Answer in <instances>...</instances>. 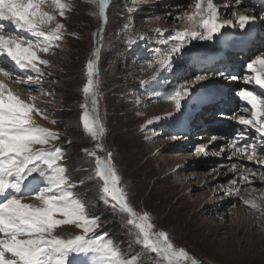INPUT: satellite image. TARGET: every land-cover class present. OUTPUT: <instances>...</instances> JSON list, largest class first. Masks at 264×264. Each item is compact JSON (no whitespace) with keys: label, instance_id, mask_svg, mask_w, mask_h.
Returning <instances> with one entry per match:
<instances>
[{"label":"snow or ice","instance_id":"obj_1","mask_svg":"<svg viewBox=\"0 0 264 264\" xmlns=\"http://www.w3.org/2000/svg\"><path fill=\"white\" fill-rule=\"evenodd\" d=\"M87 2L98 7L101 27L96 35L99 37L108 22L110 0ZM232 4V18H224L214 0H195L194 11L183 13L188 26L159 40L164 47H157L148 61L149 68H156L153 79L162 71L171 73L174 66L179 71V61L192 55L189 46L193 41L214 42L218 37L223 41L230 35L224 30L239 29L243 33L246 28H252L258 18L247 15L250 10H258L259 19L264 20V0L259 6L250 0H232ZM240 5L246 6L237 11ZM48 8L53 12L46 11ZM69 11L71 3L64 0H0V61L13 66L6 68L0 63V76L25 86L29 91L51 95L52 90L39 87L47 76L42 66L51 67V62L43 59L41 54L52 53L60 47L66 29L57 21L56 14L67 19ZM181 18L175 17L176 20ZM53 23L55 27H51ZM155 31L164 36L162 29ZM99 53L98 40L93 52L97 59H90L86 64V83L81 89L84 103L80 107L86 135L98 142L97 148L105 150L99 143L105 134L99 112ZM14 69L29 74L22 76ZM210 75L253 85L251 88L241 87L236 93L240 103L229 118L237 127L228 145L234 149L228 159L239 157L257 165L255 169L240 165L241 182L251 185L246 173L255 177L259 172L264 176V51L246 62L239 75L224 71L202 73L190 83L171 84L169 90L157 95V102L173 103L179 120L185 119L188 110L194 107H214L216 92L202 84ZM29 99L31 103L0 80V264H144L143 256L152 254L157 264H178L179 260L198 264L184 249H176L166 232L154 231L149 213L138 212L131 205L118 169L112 162V153L107 152V156L101 158L95 150L84 149L85 155L95 159V165L93 172L81 179L79 185L91 180L100 182L99 199L126 220L128 232L143 255H129L107 233L97 234L101 227L100 217L90 213V205L75 191L78 185L69 174L67 151L54 144L61 139L60 134L36 123L34 114L46 119L47 110L36 106V96ZM220 114L224 115L223 112ZM171 118V113L165 117ZM198 151L205 156L209 154L204 147ZM229 170L237 171V165L232 164ZM230 183L235 185L236 178ZM226 194L240 197L254 213L264 215V208L254 200L243 199L240 188L235 192L226 190ZM64 226H74L80 234L67 238L57 235V229Z\"/></svg>","mask_w":264,"mask_h":264},{"label":"rangeland","instance_id":"obj_2","mask_svg":"<svg viewBox=\"0 0 264 264\" xmlns=\"http://www.w3.org/2000/svg\"><path fill=\"white\" fill-rule=\"evenodd\" d=\"M143 1L149 3L152 0ZM64 2L71 3V11L66 13L67 19L56 15L57 21L65 25L66 34L59 42L60 47L54 49L52 53L41 54L43 59L51 62V67L43 68L42 66L47 76L39 87L52 90V94L45 95L37 91H29L25 86L15 83L8 86L14 93L18 88L24 90L28 96L27 102H32L29 99L30 96H36V106L47 110L46 119L35 114L34 119L38 125L60 134L61 139L54 141V144L67 151L66 163L69 174L72 176L73 182L78 185L75 191L90 205V213L98 216L97 213L101 206L110 210L108 213L112 215L113 219L104 222L100 218L101 227L97 234L110 233L111 227L106 226L115 222L121 229V233L125 234L124 236L112 235L113 240L129 255L141 254L140 246L134 243L133 235L128 232L126 220L99 199L100 182L91 180L79 185L81 179L88 177L93 172L95 165V159L85 155L84 149L95 150L101 158H105L107 152L112 153V162L118 169L122 186L128 193L131 205L138 212L149 213L155 225L154 231L166 232L174 247L178 250L184 249L190 259H194L198 264H264V233L258 235V229L254 226L250 227V230L247 227L239 226V223H243L242 219L240 221V214L238 216L237 213L240 211L239 209H242V215L247 217L252 209L246 206L240 197H236L233 200L235 202L232 201L233 203L230 202L221 207L222 202L230 198V195L226 194V190L235 192L237 188L241 189L243 199L264 204V198L260 197L264 191V176L257 173V177H251V173H246L249 174L251 185L247 186L246 190L238 187L241 181L239 165L247 160L240 159L239 164V157L237 159L236 157L226 158L230 154L228 152L231 151L230 149L226 152L228 145V143L224 145L226 139L219 140L217 143L207 139V142L202 144L210 145L208 148V151L211 152L210 159L214 156L212 152L214 153L218 149H214L215 146L219 144V147H225L223 149L225 151L223 158L225 159L220 158L219 161H215L220 163L213 164L217 168L212 169L209 166L192 170L190 163L194 159V152L179 151V148L182 146L195 147L196 143L203 141L185 142L186 128L180 127V130L174 131L176 126L170 121L178 114L174 104L165 101L157 102V95L169 90L171 84L190 83L196 75H199L194 71L196 70L195 66L190 68L193 65L191 64L193 63L192 56L183 57L179 61V72L182 67L189 68L183 77L175 76L178 71L177 66H174L171 73L162 71L156 79H153L156 68L148 67V61L153 57L155 49L164 47L159 43V40L168 37L169 33L183 30L188 26L181 24L184 22L183 13L186 11L190 13L189 6L181 10L182 12H178L182 18L176 20L177 14L153 9L149 11V6L141 5L139 0H110L107 10L108 22L104 26L101 36L98 37L96 33L101 27L98 7L88 3L87 0H64ZM189 2L190 0L187 3ZM158 4L167 8L168 2ZM166 10L168 11V8ZM46 11L53 12V9L48 8ZM170 14H174V16L172 15L170 18ZM163 15L168 17L163 18ZM51 27H55V23ZM157 28L163 30L164 36L158 35L155 31ZM98 40L100 42L99 77L97 78L100 85L99 112L105 128L104 137L99 143H102L105 150L97 148L98 142L86 135L81 123L83 110L80 105L84 103L81 89L86 83V64L90 59H97L93 56V52L97 47ZM196 43L202 47L200 49H198L199 46L191 47ZM216 47V41H193L189 46L192 54L195 53L194 50H197L201 55L205 54L203 49H209L212 52L220 51ZM218 64L220 63L213 64L210 68ZM218 67L223 69L222 65H218ZM238 68L240 67L238 66ZM220 69L217 71L214 69L213 73L220 72ZM171 75H173L174 81L171 79L167 84L166 78ZM216 76L222 78L221 83L229 84L233 96L237 97L236 92L233 91H238L243 87L240 81L236 82L226 80L219 75L214 77L210 75L209 79L203 81L202 84L214 87ZM142 81H148V83L143 84ZM32 83L35 85V81ZM196 87L199 88L200 85H196ZM89 107L91 108V104ZM169 113L172 114V118L165 119ZM158 117L159 120L156 119ZM150 120L153 122L148 123ZM51 121H56V123L53 124ZM176 122L178 124V121ZM168 130L171 132L168 133ZM202 132L190 130L188 137ZM220 138L222 139L223 136ZM180 152L181 155L182 153L186 155L182 157V160L173 162L169 160L170 156L179 155ZM232 164H236L238 169L226 182H223L224 184L218 183L219 187H208L205 182L200 184L201 179L207 181L209 178L205 171L212 169L210 170L211 176L217 174V178H219L222 170L225 173L230 172L229 167ZM176 172L181 174L180 181L175 177ZM173 173L175 174L173 175ZM233 178L237 180L235 185L230 183ZM189 184H193V186L190 187ZM212 187L211 193L215 195L211 202L209 200H211L212 194L209 198L204 194ZM247 190L250 191L247 193ZM258 193L262 194L258 195ZM205 198L207 200H204ZM208 202L212 204L210 205ZM206 205V209L219 208L217 214L220 216L208 215L202 211ZM256 215L257 222L264 221V215L258 213ZM56 234L67 238L80 234V230L74 226H64L57 229ZM153 257L154 254L143 256L144 264H157ZM178 264H189V261L179 260Z\"/></svg>","mask_w":264,"mask_h":264},{"label":"bare ground","instance_id":"obj_3","mask_svg":"<svg viewBox=\"0 0 264 264\" xmlns=\"http://www.w3.org/2000/svg\"><path fill=\"white\" fill-rule=\"evenodd\" d=\"M188 1H186V0H184V1L183 0H159V1L158 0H152L149 3H144L143 0H139V3L141 5L142 4L148 5L149 6V11H151L153 9V10H157V11H161V12H166V13L167 12H170V13L172 12V13L177 14L179 16L178 12H180L181 10H184V9L188 8V6H189L190 13H192L194 11V9H195V0H190V2L187 3ZM163 2H168V5H167L168 11L166 10L167 8H163V7L159 6L158 3L162 4ZM214 2L216 3L217 7L220 9L222 17H224V18H232L231 15H230V13H231V11L233 10V7H234L233 4H232V0H214ZM225 5H228V7H225ZM245 6L246 5H240L239 8H237L236 10L237 11H240ZM174 14H170L171 15L170 18L172 17V15L174 16ZM246 14L247 15H250V16L256 14L257 17H258L259 12H258V10L257 11L250 10ZM162 17L163 18L164 17L167 18L168 16L167 15H165V16L163 15ZM182 22H183V20H182ZM263 23H264V21L261 20V22L259 23V20H258V23L256 25H254L250 29L249 28H246L243 33L240 32L239 29H227V30H224L225 33H231L232 32L234 35L232 37H231V35H228L227 38L224 39L223 41H221L219 37L217 38V41H216L217 47L216 48L220 49V51L219 50H216L215 52H212V50L203 49L205 54L204 55H201V54H199V52H197V50L196 51L194 50L195 53H193L191 55L192 58H193V61H192L193 63L190 62L193 65L190 66V68L192 69V67L195 66L196 67V70H194V71L197 74H202V73H213L214 72V69H216V71H217V69H220L218 67V65H222L223 68H231V67H238L239 66L241 72H243L244 66L241 64V59L245 57V58H247V60L248 59L250 60V57H252V54L255 55V54H258L257 52L264 51L263 48H262L263 45H264V33H263L264 32V30H263L264 29V25H263ZM186 24H187V22L184 19V22L181 25L185 26ZM239 40L241 42H244L240 46H239V43H238ZM261 44H262V46H261ZM250 45H253L255 48L252 49V47ZM191 47H193V48H197L198 47V49H200L202 46H200L199 43H196L195 45H192ZM240 47L244 51L247 50L248 53L247 52H243L242 54H240V53L234 54L233 51H236L237 49H240ZM257 48H258V50H255ZM205 50H208V51H205ZM221 52H223V53H221ZM224 54L228 55V60L226 62L225 61L224 62L222 61V60H224V58L221 60V58L224 56ZM218 59H220V60L218 61ZM0 63H3L6 68H11V65H9L7 61H0ZM217 63H220V64L215 65V66H213V67L210 68V66H212L213 64H217ZM14 70H16V69H14ZM188 70H189L188 67H186V68L185 67H182L181 68V72L178 71L179 73L177 72V74H175V73L174 74H175V76L183 77L184 76L183 74H185ZM18 71H20V70L18 69ZM220 71H224L226 73L228 72L227 69H220ZM17 73L20 74V75H22V76L28 75V73H26V72H17ZM179 74H181V75H179ZM211 76L214 77L215 75H211ZM171 79H173V81H174L173 75H171L169 78H166L167 84L169 83V81H171ZM214 79H215L214 87H210L212 90H214L216 92V103H215V106L214 107H212V106H206V105H202L200 107H194V109H189L188 110V112L186 113V118L185 119H183V120L177 119V117L179 116V113H178L176 118L170 120L171 121V124L174 123L175 126H176L175 129H174V131L180 130V127H185L186 128L188 126L189 127H194L196 130L203 131L202 133L195 134V135L191 136L190 138L188 137V135H190V134L186 131V133H185L186 135L184 137V138H186L185 139V142L190 141V140H192V141L193 140H197V141H203V142L196 143V146L195 147L194 146L193 147H190V146H182L181 148H179V151L192 152V153L194 152V154H193L194 155V157H193L194 159L190 163V166H191L190 168H192V170H194V171L195 170H199V169H201L203 167H209V166L212 167V169L217 168L216 165H213V164L220 163V162H215V161H219L218 159H220V158L225 159V158H223L225 151H220L221 148L224 149L225 147H219V144L217 146H215L214 149L215 148H218V149H217V151L215 150L214 153H217L218 152L219 155H214L213 158L210 159L211 158V155H210L211 152L208 151L209 150L208 148H209L210 145L209 146H206V145H202V144H204L205 142H207L206 141L207 139L208 140L209 139L212 140L213 143H215V142L217 143L219 140L226 139L225 142H224V145L226 143H228V145H229L230 144V141H231V138L228 136L227 133H229V131L232 128L237 127V125L235 124V122L232 119L229 118V117H231L234 114V110L236 109V105H237V102H238L237 97H234L233 96L234 94H232V91L230 90L231 88H230V85L229 84H227V83H221L222 78H218L216 76ZM0 80H4L5 83L8 84V85H10V86L12 85V82L8 81L6 78H4L2 76H0ZM248 88H250V87H248ZM233 92H236L237 93V91H235V90ZM15 94H18L22 99H24L25 101H27L28 96L24 92V90L22 91V90H20L18 88L16 90V93ZM158 110H160V109L158 108ZM221 112H223L224 115H221L220 114ZM217 115H221V116L219 117ZM176 121H178V124H177ZM167 132L170 133L171 131L168 130ZM217 135H219V137H217ZM221 136H223L222 139L220 138ZM228 145H227V148H226V152L231 149L230 147H228ZM201 147L206 148V150L209 153L207 156H205L203 153H200L198 151L199 148H201ZM232 151H234V149H231V151H229L228 153L231 154ZM212 154H213V152H212ZM229 155H227L226 158H228ZM183 156L185 157L186 155L185 154L183 155V153L181 155V152H180L179 155L177 154V155L170 156L169 157V160H171L172 162L173 161H179V160H182L183 159L182 158ZM187 156H189V154H187ZM232 158H234V157H232ZM236 159H237V157H236ZM238 160H239L238 163L240 164V161H241L240 158H238ZM228 161H232V160H228ZM236 162H234V163H236ZM241 164H243V165L245 164V165H248V166H251V167H254V168L257 167V166L253 165L249 161H244ZM240 165H239V169H240ZM227 166H228V164H227ZM212 169H210V170H212ZM210 170L205 171V172H207V175L209 177L207 179V181L204 180V179H201L200 180V184H202L203 182H205V184H207L206 186H208V187H211V186L219 187V184L218 183L226 182L232 176V174L234 172V171H230V172H226L225 173L222 170L221 171L222 173L220 172L221 175L219 174L220 177L217 178V174H213L211 176ZM240 171H241V169H240ZM174 174L175 173H173V175ZM180 175L181 174H178V173L175 174V177L177 178V180H179V178L181 177ZM205 177H207V176H205ZM254 183H256V182H254ZM183 184H181V185H183ZM189 185H191L190 187L193 186V184H189ZM247 186H250V185L245 184V183H242L241 181L238 184V187H242V189H244V190H246V188L248 189ZM212 189H213V187L211 189H208L207 192L204 195L209 198L211 196V194H212L211 193L212 192ZM262 189H260V192H262L261 191ZM248 191H250V190H247V193H248ZM262 193H258V195L262 194L260 197L261 198H264V191ZM214 195L215 194H212V198L209 201H211V202L213 201ZM236 197H238V196L231 195L230 198H227L226 199L227 201L222 202L223 204L221 205V207H223L226 204L232 202ZM204 200H207V198H205ZM233 202H235V201H233ZM257 204L260 205L261 203H259L257 201ZM207 205L202 208L203 209L202 211H204L208 215H212V216L218 215V217L220 216L219 214H217V211L220 210L219 208L218 209H213V210L212 209H206L207 208ZM260 207L261 208H264V204H261ZM239 210L240 211L237 210L238 211L237 212L238 213V216L240 214V216H239L240 221H241V219L243 221V223H239V226L241 228H243V227L246 228L247 227V229L250 230L251 229L250 227H253L254 226V227H256V229H258V232H257L258 235L264 233V221L263 220H260L259 222H257V215H256V213H254L253 210L249 212L248 217L245 216V215H242L243 214V210L242 209H239ZM198 213L199 212H197V214ZM263 241H264V239H263Z\"/></svg>","mask_w":264,"mask_h":264},{"label":"trees","instance_id":"obj_4","mask_svg":"<svg viewBox=\"0 0 264 264\" xmlns=\"http://www.w3.org/2000/svg\"><path fill=\"white\" fill-rule=\"evenodd\" d=\"M110 210L109 209H105L103 208V206H101L99 208V211L97 213V215L105 222L107 220H112L113 217L112 215H110V213H108ZM117 226V227H116ZM106 227H111L110 229V233H108V235L112 238L113 236L112 235H122L124 236V232L121 233V229L118 228L119 226L115 223V222H112L111 225H107ZM107 233V232H106ZM114 238V237H113ZM112 238V239H113ZM115 241V240H114Z\"/></svg>","mask_w":264,"mask_h":264}]
</instances>
